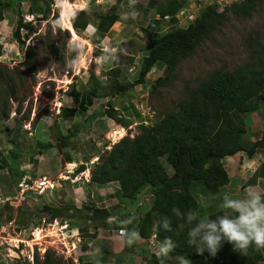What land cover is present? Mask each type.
Listing matches in <instances>:
<instances>
[{"label":"rangeland","instance_id":"1","mask_svg":"<svg viewBox=\"0 0 264 264\" xmlns=\"http://www.w3.org/2000/svg\"><path fill=\"white\" fill-rule=\"evenodd\" d=\"M165 1L137 0L135 9L139 15L135 20H125L121 16L130 10L129 0L119 3L116 0H65L62 6H57V0H29L18 2L15 8L3 13L6 21L0 22V66L11 71L16 101L11 102L9 116L0 118V151L9 163L6 169H0V264H33L36 258L42 261L44 250L45 253L50 251L60 264H82L60 255L61 248L71 247L72 241L79 243L80 248L86 245L90 249L92 253L86 254L88 262H115L114 242L108 239V234L113 233L94 230L95 223L87 221L90 212L86 208L114 207L123 211L124 216L141 215L152 202L149 188L137 196L135 204L123 205L118 201L115 183L95 186L101 190H96L94 196L87 192L85 197H78L71 190L77 189L78 193V188L86 185L84 179L89 180L94 165L99 163L98 158L106 157L120 139L134 138L144 128L156 125L163 115L177 111L188 91L210 73L232 71L247 63L251 57L249 36L264 41V7H257L250 16H235L228 7L241 4L243 0H188L174 22L159 17L150 8V5ZM112 6L116 8L118 20L107 33H100L97 30L99 16L110 12ZM209 6L217 12L224 11L227 21L200 44L192 56L179 63L176 79L152 90L155 80L164 76V66L157 63L145 76L144 84L133 86L146 56V35L158 38L174 28H186ZM36 7L48 13L47 17H43ZM77 10H84L87 18L85 30H76L78 38H74L70 30L66 34L64 24L63 29L54 28L53 21ZM18 17L28 26L19 32L21 44L12 36ZM102 44L110 45L117 52L116 56L108 54V59L101 65L95 59L106 55L100 47ZM81 45L85 46L82 57ZM27 47L34 52L29 60L36 68L34 75L24 72L21 65ZM98 68L103 69L99 74ZM115 70H119L116 75ZM117 85L127 90L105 96ZM63 109L73 110L74 114L64 117ZM109 111L113 113V119L107 116ZM90 116L92 120H86ZM263 122V110L244 117L243 146L248 147L260 139ZM47 144L52 148L44 147ZM159 160L171 175L172 170L165 159ZM223 160L231 182L212 197L194 194L201 216L222 211L219 206L225 194L242 198L249 185L264 192V178L257 171L264 161V148L258 149L251 158L240 153ZM68 171L75 172L68 175ZM24 175L45 176L54 182V189L43 196L28 195L15 207L11 202H15L16 185ZM58 203L66 204V207L56 213L57 221L64 224L65 219L72 218L77 227L75 233L66 235L67 232L58 231L55 224L49 225L53 223L51 216ZM42 227L40 242H36L35 236L39 233L36 229ZM71 235L76 236L69 238ZM144 244L140 242L139 249L147 252V256L136 257L130 253L128 255L132 257L127 264H148L149 252L156 245ZM102 257L107 263L100 261Z\"/></svg>","mask_w":264,"mask_h":264},{"label":"trees","instance_id":"2","mask_svg":"<svg viewBox=\"0 0 264 264\" xmlns=\"http://www.w3.org/2000/svg\"><path fill=\"white\" fill-rule=\"evenodd\" d=\"M24 1L29 0L0 2V22L4 19L3 11L11 10L18 2ZM120 1L116 0L117 3ZM187 1L166 0L156 6L150 5V8L159 17L175 22L177 13ZM155 2L157 0H151V3ZM257 7H264V0H243L241 4L229 6L228 10L235 16H250ZM36 10L47 17L48 13L37 7ZM117 20L116 8L112 6L110 12L99 16L98 32L107 33ZM226 21L224 11L217 12L213 6H209L186 28H174L158 38L147 34L146 56L141 63L138 78L132 85L144 84L145 76L157 63L164 66V76L155 80L152 90L173 82L179 63L192 56L196 48ZM70 23L75 32L85 30V11H75L70 16ZM25 27L28 26L22 24L21 17H18L12 34L18 44H21L19 32ZM67 31L69 30H65L66 34ZM248 44L251 57L247 63L232 71L210 73L203 82L188 91L186 99L179 102L177 111L163 115L156 125L144 128L134 138L125 136L120 139L106 157L98 158L99 163L90 172L91 183H116L120 188L119 202L122 204H133L137 196L146 187L149 188L152 202L149 209L141 215L124 216L123 211L108 212L104 209L86 208L90 212V219L103 220V226H106L105 222L111 217L114 218V223L130 220L133 221L131 224H123L127 230L135 229L143 239L154 236L160 255L157 259L155 254H150L148 264H259L264 261V254L250 250V254L244 257L240 252H235L233 246L225 240L221 241L213 256L203 246L200 235H189L190 230L199 223V220H188L189 213L199 209L194 194L215 196L229 182L222 160L240 152L251 158L258 149L264 148V122L259 140L248 147L243 146L242 141V136L246 133L244 117L259 110L264 111V41L249 36ZM31 53L34 52L27 47L21 65L24 72L34 75L36 68L34 64H29ZM24 72L21 71L23 75ZM113 73L116 75L119 70ZM0 85V118H7L11 102L16 101V89L11 71L2 66ZM126 90V87L117 85L105 96ZM62 112L64 117L74 114L70 109H63ZM107 116L114 118L111 111ZM86 120L91 121L92 116ZM44 147L52 148L50 144ZM160 158L165 159L172 170L171 175L167 174ZM7 166L8 162L0 151V169ZM257 171L264 178V161ZM173 209H177L179 215ZM53 211L51 220L58 217L56 213L60 209ZM220 212L217 210L208 217L214 219ZM165 224H168L167 228ZM193 240L194 243L191 242ZM168 241L171 242L170 245ZM165 247L169 248L166 254L162 251ZM81 250L77 256L78 262L93 264L86 260L90 249L82 245ZM131 252L133 248L124 241V250L117 256L116 264L121 260L119 258ZM100 261L105 263L106 258L102 257ZM33 264H60V261L50 251H46L42 261L36 258Z\"/></svg>","mask_w":264,"mask_h":264},{"label":"clouds","instance_id":"3","mask_svg":"<svg viewBox=\"0 0 264 264\" xmlns=\"http://www.w3.org/2000/svg\"><path fill=\"white\" fill-rule=\"evenodd\" d=\"M65 0H57V6H62ZM137 0H129V11L121 13L123 19L135 20L139 15L135 9ZM3 21V20H2ZM55 29H63V17L53 21ZM85 46H80V54L83 56V49ZM105 52V56L95 59L97 64H104L108 59V54L116 56L117 50L113 47L100 46ZM103 69L98 68L99 74ZM68 164V163H67ZM75 171H71L69 175H73ZM90 179V176H89ZM89 182V180H86ZM222 210L214 219L207 215L201 216L198 212H190L188 215L189 222L199 220L196 227L192 228L189 235L196 237L201 236L203 246H206L213 256L216 255L217 250L222 240L227 241L233 246L235 252H240L242 256L246 257L251 252L264 254V192L257 190L256 186L249 185L244 192L242 198H232L227 194L224 195L222 203L220 204ZM177 215V209H173ZM111 223V218H108ZM133 221L125 220L120 223L131 224ZM168 227V224H165ZM67 232V231H66ZM120 236L124 239L128 246L134 245L139 239L140 234L135 229L127 230L121 229ZM195 242V240L191 241ZM169 245L171 244L168 241ZM166 254L169 251L168 247L162 249ZM203 247L200 248V252ZM160 253H155L157 259ZM182 259V258H181Z\"/></svg>","mask_w":264,"mask_h":264},{"label":"crops","instance_id":"4","mask_svg":"<svg viewBox=\"0 0 264 264\" xmlns=\"http://www.w3.org/2000/svg\"><path fill=\"white\" fill-rule=\"evenodd\" d=\"M12 10V9H11ZM7 11H9V10H7ZM5 11H3V13H4ZM6 21V18H4L3 19V21ZM240 153H243V152H240ZM240 153H237V154H235L234 156H237V155H239ZM233 157V156H232ZM226 158H228V157H226ZM225 159V158H224ZM223 161L224 160H222V163H223ZM67 164V163H66ZM8 165H9V163H8ZM6 169V168H5ZM229 177V176H228ZM81 181V180H80ZM230 179H229V184H230ZM83 184H86V185H84V187H79L78 189H80V191L77 193V189H73V190H71L72 192H73V194L76 196V194L78 195V197H85V195L87 194V192H89V194H92L93 196H94V192L96 191V190H101V189H96L97 187H95V186H104V185H106V184H104V185H98V184H94V183H91L90 181L89 182H87L85 179H84V182H83ZM87 184H90V185H87ZM116 184V183H115ZM117 187H118V191L119 192H117L118 193V195L120 196V194H121V192H120V188H119V186L117 185ZM227 186H224V187H222V188H226ZM84 188H85V190H86V192H85V190H84ZM70 190V189H69ZM67 191L66 190V193L68 194V195H70V191ZM75 190H76V192H75ZM202 196V195H201ZM195 197V196H194ZM204 197V196H203ZM205 198V197H204ZM196 199V198H195ZM118 201H119V197H118ZM197 201V200H196ZM136 202V201H135ZM135 202L133 203V204H135ZM198 203V202H197ZM123 205V204H122ZM62 207H66V204H61V203H58V206H56L55 208H53L54 210L55 209H62ZM69 207V206H68ZM150 207V206H149ZM199 207V206H198ZM93 208H97V209H104V210H106V211H108V212H119L118 210H117V208H111V209H109L108 207H105V206H103V207H101V206H99V207H93L92 206V209ZM149 209V208H148ZM147 209V210H148ZM146 210V211H147ZM199 210V209H198ZM215 212V211H214ZM89 216H90V213H89ZM73 217V216H72ZM64 221H66L65 223L68 225V230H67V233H66V235L67 234H69V233H75V231H77V227H76V225H74L73 224V222H72V218H70V219H65ZM89 223H92V222H94L95 224L93 225V229L94 230H96V231H101V230H109V231H111L113 234L111 235V234H108V239L110 240V241H112V242H114V252L116 253V255L118 256V254H120V252H122L123 250H124V239L120 236V233H119V231L121 230V229H124L125 227H124V225H123V223H118V222H116V223H114V218L113 217H111V223H109L108 222V220L105 222V224H106V226H103V220H100L101 222H99V221H93V220H91L90 219V217L88 218V220H87ZM96 222H97V224H96ZM115 228V229H114ZM76 235H71V236H69V238H73V237H75ZM143 241V244L144 243H152V246L154 245V247H155V245H156V247L153 249V250H151V252H149L150 254H155V253H157V252H160V249H159V247H158V245H157V242L155 241V237L154 236H151L150 238H148V239H143V238H141L140 237V239L136 242V243H139L140 244V242H142ZM72 242H74V241H72ZM75 243V242H74ZM139 244H136V245H132L131 247L133 248V252H131L132 254H134L133 256H136V257H146L147 256V252H142L140 249H139ZM145 245V244H144ZM149 254V255H150ZM117 256H116V258H117ZM130 257H132L131 255L129 256V255H126V256H123V257H121V258H119V259H121V260H119V262H118V264H127V263H129V261H130ZM107 261V260H106ZM105 261V262H106ZM110 262V263H109ZM108 262V264H116V261L115 262H111V261H109ZM107 263V262H106Z\"/></svg>","mask_w":264,"mask_h":264},{"label":"built area","instance_id":"5","mask_svg":"<svg viewBox=\"0 0 264 264\" xmlns=\"http://www.w3.org/2000/svg\"><path fill=\"white\" fill-rule=\"evenodd\" d=\"M182 12V11H179ZM193 22V21H192ZM190 22V23H192ZM68 165V164H67ZM68 175L71 174L69 171L67 172ZM54 189V182L51 181L50 179H47L45 176H41V177H37V178H32L30 176H26L24 175L20 181L17 183L16 185V197H15V202H11L12 206H19V204L25 200V198L28 195H36V196H43L46 195L47 192H50L51 190ZM10 202V200H9ZM55 224L56 226H58V231L60 232H66L68 230V225L66 223L64 224H60L57 219L53 220L52 224H49L50 226ZM42 230H44V228H37L36 232H39L37 234V236L35 237L36 239L40 236L41 237V232ZM121 232V230L119 231V233ZM35 242V241H34ZM36 242H38L36 240ZM40 242V241H39ZM78 246V247H77ZM19 247L17 246L16 249H18ZM50 248V247H49ZM32 249V247H31ZM40 250V249H39ZM81 248L79 243H71V247H65L63 246L61 248V256L64 257H69V259H75V261H78V254L81 252ZM33 253V251H32ZM45 254V250L43 251L42 255ZM74 255V257H73ZM31 260L33 261V254H32V258ZM30 260V261H31ZM77 263V262H76Z\"/></svg>","mask_w":264,"mask_h":264},{"label":"bare ground","instance_id":"6","mask_svg":"<svg viewBox=\"0 0 264 264\" xmlns=\"http://www.w3.org/2000/svg\"><path fill=\"white\" fill-rule=\"evenodd\" d=\"M68 4L66 3V6H67ZM70 16L71 15H66V14H64V16H63V24H64V26H65V29H68V30H70L71 31V33L73 34V36H74V38H78L77 37V34H76V32L74 31V29L72 28V26H71V23H70ZM123 135H121L120 137H122ZM75 165V164H74ZM71 167H74V166H71ZM36 237V236H35ZM41 238H40V236L37 238V241H39Z\"/></svg>","mask_w":264,"mask_h":264}]
</instances>
